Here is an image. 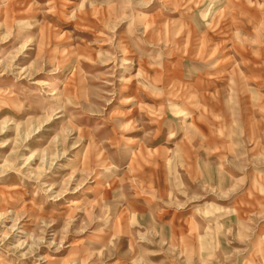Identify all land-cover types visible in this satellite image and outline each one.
Instances as JSON below:
<instances>
[{
	"label": "rangeland",
	"instance_id": "rangeland-1",
	"mask_svg": "<svg viewBox=\"0 0 264 264\" xmlns=\"http://www.w3.org/2000/svg\"><path fill=\"white\" fill-rule=\"evenodd\" d=\"M0 264H264V0H0Z\"/></svg>",
	"mask_w": 264,
	"mask_h": 264
},
{
	"label": "crops",
	"instance_id": "crops-1",
	"mask_svg": "<svg viewBox=\"0 0 264 264\" xmlns=\"http://www.w3.org/2000/svg\"><path fill=\"white\" fill-rule=\"evenodd\" d=\"M161 133L163 136V141L160 140V142L162 143H158L157 146H152V154L153 156H155V159H152L153 164L152 167H158L160 168L162 165L164 167L165 164L170 162V159H167L171 156L172 153H179L181 154L180 157L183 159V161L180 159V161H182L183 163H186V161H195V164H200V166H202L201 164H203V161H205V165H208V161L204 160L203 155H201V151L203 152V148L199 147L197 148V150L193 151L192 150V146L190 145H185V135L181 132H173V130H169L166 128H161ZM175 133V134H174ZM160 135V134H159ZM205 136V134H203ZM178 136L181 137L183 136V138H181L176 144H171L170 142H172L173 137ZM206 137V136H205ZM224 150V148H220L219 146L216 147V150ZM190 163V162H189ZM185 167V166H183Z\"/></svg>",
	"mask_w": 264,
	"mask_h": 264
}]
</instances>
